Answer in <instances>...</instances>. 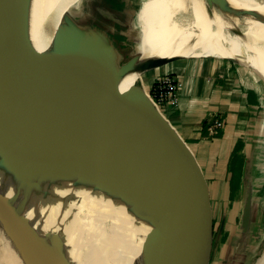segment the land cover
Segmentation results:
<instances>
[{"label": "water", "instance_id": "water-1", "mask_svg": "<svg viewBox=\"0 0 264 264\" xmlns=\"http://www.w3.org/2000/svg\"><path fill=\"white\" fill-rule=\"evenodd\" d=\"M32 5L33 0H0V147L19 144L21 160L42 147L44 169L66 152L73 163L108 161L135 218L148 230L144 264H208L212 239L199 168L141 80L145 70L183 58L137 54L121 61L118 38L90 17L87 30L65 22L42 47L32 34ZM88 7L96 8L91 1ZM133 72L139 73L138 83L123 88ZM0 210L16 245L33 260L74 264L56 224L1 186ZM250 222L248 203L243 227Z\"/></svg>", "mask_w": 264, "mask_h": 264}, {"label": "bare ground", "instance_id": "bare-ground-1", "mask_svg": "<svg viewBox=\"0 0 264 264\" xmlns=\"http://www.w3.org/2000/svg\"><path fill=\"white\" fill-rule=\"evenodd\" d=\"M169 1L181 6L188 3ZM220 1L208 4L209 18H204L203 0H194L196 17L188 20L159 13L137 16L139 27L159 30L155 39L137 51L144 59L166 54L181 58L222 57L253 66L264 76V0ZM80 2L33 0L30 16L34 40L42 47L50 45L55 32L65 25L64 18L71 12L79 13ZM223 10L239 16L255 11L253 16L261 25L240 33L238 22ZM134 37L130 34V41ZM139 79V73L129 74L123 88L137 84ZM19 149L15 143L0 147V186L28 210L38 211L56 224L54 230L66 240L74 264L145 263L148 230L135 218L108 161L91 157L73 163L66 152L50 160L51 169H44V148L24 160L18 158ZM92 169H96L95 175ZM12 174H17V178H12ZM36 185L40 190H36ZM7 222L6 214L0 210V264H40L18 248L6 229ZM260 264H264V259Z\"/></svg>", "mask_w": 264, "mask_h": 264}, {"label": "crops", "instance_id": "crops-1", "mask_svg": "<svg viewBox=\"0 0 264 264\" xmlns=\"http://www.w3.org/2000/svg\"><path fill=\"white\" fill-rule=\"evenodd\" d=\"M137 3L135 0H101L102 5L95 6L89 17L112 38L130 40V25ZM254 12L245 18L253 26L249 28L261 25L253 16ZM140 28L144 34L148 31L147 36L152 39L159 33L152 26ZM197 58L205 59H173L149 68L143 72V81L149 90L159 75L171 73L180 78L178 105H169L165 115L188 146L206 189L212 239L208 264H245L244 255L239 260L241 254L236 243L240 238L249 241L245 235L257 210L254 189L258 187L256 182L247 179L250 160L246 135L251 124L258 126L261 121L250 108L248 91L251 88L244 79L248 72L242 64L222 57ZM206 120L208 123L204 125ZM217 121L222 125L218 126ZM248 203L251 222L245 229L243 219Z\"/></svg>", "mask_w": 264, "mask_h": 264}, {"label": "rangeland", "instance_id": "rangeland-1", "mask_svg": "<svg viewBox=\"0 0 264 264\" xmlns=\"http://www.w3.org/2000/svg\"><path fill=\"white\" fill-rule=\"evenodd\" d=\"M89 1H91V3L95 6L102 5H100L101 0H81L79 13H69L67 15L66 26H82L83 29L87 30L90 25L88 22L84 21L89 20L87 17H89V14L93 15L94 12V10H88ZM135 2L138 3L135 4V11L133 13L134 17L132 18L131 22L132 25H130V29H132V32L130 34L135 37L131 41L120 38L117 39L119 42V50L121 51V61H125L132 56L140 54L137 50H139L140 48H144V43H149L153 40V37L149 35L147 36L148 31H145L147 33L144 34L143 29L141 30V28L137 26V16H151L152 14H156L154 13V10L157 9V13L168 18H185L186 20H188V18L190 19L191 16H193V18L196 17V6L194 0H188L186 6H181L169 0H155L154 2H146V0H143V2H141L139 0H135ZM203 2L204 18H209L210 14L208 3L206 2V0H203ZM137 10L138 15L136 16ZM223 11H225V13H229V15L233 17L232 19L234 22L235 20L238 22V25L241 28L239 30L240 33L249 29V27H253L245 19L246 16H239L234 11ZM234 16H236V19H234ZM184 59L186 61H200L205 58ZM209 59L216 61L220 60L215 58ZM242 68L248 72V77H245L244 79H246L248 86L251 88L248 91L250 108H252V112H254L256 116L260 117L261 122L258 126L251 124L246 135V140L249 145L247 154L250 160L247 179L252 180L253 182H256L258 184V187L254 189L255 200L257 202V210H255L253 224L250 230L245 235V237L247 236L249 241L245 242L240 238V240H237L238 242L236 243V248L240 250L241 256L239 257V260H242V255H244L245 264H260V262H262V260L264 259V76L261 73H258L253 66L242 64ZM143 76L144 75L142 73L141 80H143ZM80 241L81 239H79L78 237V243H80ZM78 250L79 252L84 251L83 249ZM235 256L237 259L238 255L235 254Z\"/></svg>", "mask_w": 264, "mask_h": 264}, {"label": "built area", "instance_id": "built-area-1", "mask_svg": "<svg viewBox=\"0 0 264 264\" xmlns=\"http://www.w3.org/2000/svg\"><path fill=\"white\" fill-rule=\"evenodd\" d=\"M182 87V82L178 76L166 73L159 75L152 87L148 90V94L156 106L165 113L169 105L176 106L179 101V93ZM221 126L220 121L216 122ZM214 131V129H211Z\"/></svg>", "mask_w": 264, "mask_h": 264}, {"label": "trees", "instance_id": "trees-1", "mask_svg": "<svg viewBox=\"0 0 264 264\" xmlns=\"http://www.w3.org/2000/svg\"><path fill=\"white\" fill-rule=\"evenodd\" d=\"M207 123H208V121L206 120L205 122H204V125H207ZM219 134V133H218Z\"/></svg>", "mask_w": 264, "mask_h": 264}]
</instances>
